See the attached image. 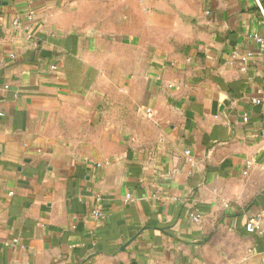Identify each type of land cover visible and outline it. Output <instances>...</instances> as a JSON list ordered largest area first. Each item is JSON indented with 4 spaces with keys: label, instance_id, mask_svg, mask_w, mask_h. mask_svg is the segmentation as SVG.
Segmentation results:
<instances>
[{
    "label": "crops",
    "instance_id": "obj_1",
    "mask_svg": "<svg viewBox=\"0 0 264 264\" xmlns=\"http://www.w3.org/2000/svg\"><path fill=\"white\" fill-rule=\"evenodd\" d=\"M254 35L264 0H0V264H264Z\"/></svg>",
    "mask_w": 264,
    "mask_h": 264
},
{
    "label": "built area",
    "instance_id": "obj_2",
    "mask_svg": "<svg viewBox=\"0 0 264 264\" xmlns=\"http://www.w3.org/2000/svg\"><path fill=\"white\" fill-rule=\"evenodd\" d=\"M28 19H31V15L28 16ZM14 24H19L18 20L14 21ZM254 40L256 41V43H258L259 45H263L264 44V35L260 36V35H254ZM236 57V52H233V58ZM249 57V54L243 56L240 58V61L242 63L245 62L246 58ZM254 102L259 103L260 100L259 99H254ZM0 115H1V111H0ZM125 199L127 201H131V195L130 193H126L125 195ZM94 214H99L97 211H93ZM245 229L248 233H254V234H261L264 233V229L262 228L260 222H259V216L257 217H252L251 219H249V221L246 223L245 225ZM18 239H13L12 243H17Z\"/></svg>",
    "mask_w": 264,
    "mask_h": 264
}]
</instances>
